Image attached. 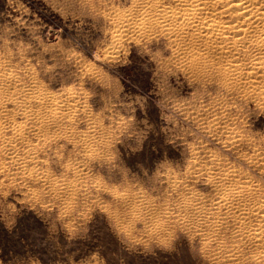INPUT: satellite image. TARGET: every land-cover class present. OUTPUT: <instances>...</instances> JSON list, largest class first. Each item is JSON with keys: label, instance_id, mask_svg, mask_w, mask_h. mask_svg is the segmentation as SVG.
<instances>
[{"label": "rangeland", "instance_id": "obj_1", "mask_svg": "<svg viewBox=\"0 0 264 264\" xmlns=\"http://www.w3.org/2000/svg\"><path fill=\"white\" fill-rule=\"evenodd\" d=\"M136 5L0 0V264H264V70L116 37Z\"/></svg>", "mask_w": 264, "mask_h": 264}, {"label": "bare ground", "instance_id": "obj_2", "mask_svg": "<svg viewBox=\"0 0 264 264\" xmlns=\"http://www.w3.org/2000/svg\"><path fill=\"white\" fill-rule=\"evenodd\" d=\"M139 9L129 16L123 17L118 23L115 36L118 38L132 37L146 34L159 28L161 32L173 41L177 47H182L179 41L186 37H191L194 43L204 46L206 52L219 56L223 54L250 52L257 57L247 66L248 72H252L248 83L252 84L258 80L256 76L262 74L264 70V0H137ZM129 13V12H126ZM192 32V34H191ZM158 37V36H157ZM160 37V36H159ZM119 41V40H118ZM188 42V41H187ZM172 43V44H173ZM175 45V46H176ZM195 45V44H194ZM212 46V48H211ZM174 47V46H173ZM242 47V48H241ZM175 48V47H174ZM190 49V48H189ZM245 49L247 51L241 50ZM196 51V49L194 50ZM204 51H202L203 53ZM233 55V54H232ZM199 56V55H198ZM254 56V55H253ZM252 59V58H251ZM227 60V59H226ZM250 60V59H249ZM240 62V61H239ZM246 62V61H245ZM247 63V62H246ZM233 67V66H232ZM235 67V66H234ZM239 67V66H238ZM202 68V67H201ZM179 69V68H178ZM241 67L235 68L237 72ZM190 71V70H189ZM244 71V70H243ZM246 73V72H245ZM244 75V74H243ZM217 76V75H216ZM260 76V75H259ZM15 77L10 74L6 77V82L13 84ZM239 79V78H238ZM244 80V79H243ZM23 82V81H21ZM27 82V81H26ZM206 82V81H205ZM19 84V82H18ZM25 84V83H24ZM249 86V85H248ZM222 88V87H221ZM227 89V88H226ZM258 90V89H257ZM32 91V90H31ZM226 91V90H225ZM236 91V89H235ZM259 91V90H258ZM257 91V92H258ZM228 93V92H227ZM7 94V93H5ZM226 94V93H225ZM234 94V93H233ZM264 94V93H263ZM31 95V94H30ZM1 96V95H0ZM12 96V95H11ZM260 97V96H259ZM65 98V97H64ZM249 98V96L247 97ZM10 99V98H9ZM250 99L251 96H250ZM12 100V99H11ZM37 100V99H36ZM45 103L51 104L53 100L49 97L42 99ZM71 100V99H70ZM77 100V99H76ZM16 101V100H15ZM35 101V99H34ZM83 101V100H82ZM246 101V100H245ZM23 103V102H22ZM61 103V102H60ZM59 103V104H60ZM37 104V103H36ZM20 106V105H19ZM51 106V105H50ZM38 107V106H37ZM73 107V106H72ZM219 107V106H218ZM79 108V107H78ZM223 108V107H222ZM81 110V109H80ZM63 111V110H62ZM76 113V112H75ZM20 114V112H19ZM38 114V113H37ZM40 114V112H39ZM60 114V113H59ZM58 116V115H57ZM77 116V115H76ZM197 116V115H196ZM82 117V116H81ZM214 117V116H213ZM40 120V119H39ZM7 121V120H6ZM31 121V120H30ZM212 121V120H211ZM45 122V121H43ZM66 123H68L66 121ZM37 124V123H36ZM223 124V123H222ZM66 125V124H65ZM220 126V125H219ZM223 126V125H222ZM213 127V126H212ZM233 127V126H232ZM21 128V127H20ZM36 128V127H35ZM54 128V127H53ZM224 129V128H223ZM234 129V128H233ZM223 132V131H221ZM237 132V131H236ZM246 132V131H245ZM45 135V134H44ZM235 135V134H234ZM63 137V136H62ZM66 138V137H65ZM79 138V137H78ZM51 139V136H50ZM231 140V139H230ZM237 140V139H236ZM53 142V141H52ZM62 142V141H61ZM242 142V141H241ZM240 142V143H241ZM82 143V142H81ZM245 143V142H244ZM237 144V143H236ZM49 145V144H48ZM82 145V144H81ZM243 145V144H242ZM66 146V145H65ZM205 146V145H204ZM236 146V145H235ZM11 147V146H10ZM70 147V146H69ZM232 147V146H231ZM73 149V148H72ZM243 149V148H242ZM50 152V151H49ZM260 152V151H259ZM258 153V152H257ZM77 154V153H76ZM199 156V155H198ZM66 157V156H65ZM195 158V157H194ZM197 158V157H196ZM201 158V157H199ZM223 158V157H222ZM202 159V158H201ZM100 160V159H99ZM197 160V159H196ZM203 160V159H202ZM244 160V159H243ZM195 161V160H194ZM193 161V162H194ZM210 161V159H209ZM219 161V160H218ZM263 161V160H262ZM260 159V162H262ZM215 162V161H214ZM247 162V161H246ZM197 163V161H196ZM199 163V162H198ZM208 163V161H207ZM191 164V163H190ZM216 164V163H215ZM93 165V164H92ZM95 165V164H94ZM197 165V164H196ZM206 165V164H205ZM212 165V164H211ZM210 165V167H211ZM214 165V164H213ZM218 165V164H217ZM194 166V165H193ZM199 166V164H198ZM201 166V165H200ZM207 166V165H206ZM209 166V165H208ZM207 166V167H208ZM227 168V167H226ZM196 169V167H195ZM202 169V167L200 168ZM198 170V169H197ZM226 170V169H225ZM233 170V169H232ZM231 170V171H232ZM200 171V170H199ZM205 171V170H204ZM211 171V170H210ZM198 172V171H197ZM218 172V171H217ZM207 173V172H206ZM209 173V172H208ZM225 175L230 172L224 171ZM232 173V172H231ZM235 173V172H234ZM253 173V172H252ZM213 174V173H212ZM211 174V175H212ZM233 174V173H232ZM201 175V174H200ZM207 175V174H206ZM231 175V174H230ZM229 175V176H230ZM238 175V174H237ZM205 176V175H204ZM221 176V175H220ZM223 176V175H222ZM228 176V178H229ZM255 176V175H254ZM208 177V176H207ZM206 177V178H207ZM232 177V176H231ZM234 177V174H233ZM209 178V177H208ZM213 178V176H212ZM225 178V177H223ZM235 178V177H234ZM238 178V177H236ZM196 179V178H195ZM214 179V178H213ZM244 179V178H243ZM249 179V178H247ZM232 181V180H231ZM230 181V182H231ZM210 182V181H209ZM208 182V183H209ZM212 182V181H211ZM226 182V181H225ZM207 183V184H208ZM252 183V182H251ZM257 183V182H256ZM210 184V183H209ZM219 184V182H218ZM229 184V183H227ZM242 184V183H241ZM244 184V183H243ZM262 184V183H261ZM246 185V184H245ZM250 185V183H249ZM253 185V183L251 184ZM214 187V186H213ZM212 187V188H213ZM244 188V187H242ZM254 188V187H253ZM212 190V189H211ZM230 190V189H229ZM257 190V189H256ZM259 190V189H258ZM263 190V189H262ZM214 191V190H213ZM238 191V190H237ZM212 193V192H211ZM216 193V192H215ZM226 197H232L229 191L224 192ZM223 193V194H224ZM236 193V192H235ZM247 193V192H246ZM260 193V192H258ZM213 194V193H212ZM217 194V193H216ZM104 195V194H103ZM213 196V195H212ZM215 196V195H214ZM222 196V195H221ZM225 197V196H224ZM190 198V197H189ZM193 198V196H192ZM191 198V199H192ZM196 198V197H195ZM237 198V197H236ZM258 198V197H257ZM198 199V198H197ZM196 199V200H197ZM264 200V199H263ZM189 201V200H188ZM207 201H210L207 200ZM192 202V201H191ZM190 202V203H191ZM198 202V201H196ZM235 202V201H234ZM234 202H220L227 208H236L239 212L249 214L250 209L244 205H236ZM239 202V201H238ZM249 202V201H248ZM199 203V202H198ZM212 203V202H211ZM216 203V202H215ZM243 203V202H242ZM121 204V203H120ZM194 204V203H193ZM209 204V203H208ZM114 205V204H113ZM122 206V205H121ZM194 206V205H193ZM199 206V204H198ZM203 206V205H202ZM210 206V205H208ZM218 206V205H216ZM253 206V204L251 205ZM207 207V206H205ZM204 207V208H205ZM215 207V206H213ZM219 207V206H218ZM198 209V208H197ZM208 209V207H207ZM223 209V207H222ZM226 209V208H225ZM253 209V208H252ZM205 211V210H204ZM224 211V210H223ZM228 211V210H227ZM255 211V210H254ZM253 211V212H254ZM256 211L264 213V202L257 206ZM219 212V211H217ZM196 213V212H195ZM214 213V211H213ZM212 213V214H213ZM226 213V212H225ZM237 213V212H236ZM255 213V212H254ZM215 214V213H214ZM251 214V213H250ZM208 215V214H207ZM206 215V216H207ZM211 215V214H210ZM239 215V213H238ZM241 215V214H240ZM252 215V214H251ZM263 215V214H262ZM203 216V213H202ZM201 216V217H202ZM205 216V215H204ZM203 216V217H204ZM209 216V215H208ZM223 216V215H222ZM242 216V215H241ZM245 216V215H244ZM264 216V215H263ZM243 217V216H242ZM190 218V217H189ZM200 218V217H199ZM211 218V217H210ZM216 218V217H215ZM262 218V217H261ZM203 219V218H202ZM201 219V220H202ZM227 219V218H226ZM232 219V218H231ZM239 219V218H237ZM241 219V217H240ZM244 219V218H242ZM241 219V220H242ZM254 219V218H253ZM229 220V219H228ZM248 220V221H247ZM247 223L250 221L247 219ZM207 221V220H206ZM210 221V219H209ZM196 222V221H195ZM253 222V221H252ZM219 223V222H218ZM223 224V222H221ZM229 223V222H228ZM241 223V222H240ZM261 223V222H258ZM196 224V223H195ZM197 225V224H196ZM211 225V223H210ZM220 225V224H219ZM228 225V224H227ZM231 225V224H230ZM238 225V224H237ZM256 225V224H255ZM207 226V225H206ZM245 226V225H241ZM247 226V225H246ZM249 226V225H248ZM253 226V224H252ZM262 226V225H261ZM180 227V226H179ZM199 227V226H197ZM210 227V226H209ZM203 228V226L201 227ZM226 228V227H225ZM231 228V227H230ZM248 228V227H247ZM246 228V229H247ZM250 228V227H249ZM198 229V228H197ZM207 229V228H206ZM218 229V228H217ZM237 229V228H236ZM253 229V228H252ZM203 230V229H201ZM208 230V229H207ZM211 230V229H210ZM227 230V228H226ZM229 230V229H228ZM233 230V229H232ZM250 230V229H248ZM261 230V229H260ZM197 231V230H196ZM199 231V229H198ZM221 231V230H220ZM224 231V229H223ZM222 231V232H223ZM256 231V229H255ZM263 231V230H262ZM261 231V232H262ZM258 232V231H257ZM200 233V232H199ZM248 234V232H246ZM204 234V233H203ZM206 234V233H205ZM233 234V233H232ZM254 234V233H253ZM223 236V233L220 236ZM255 235V234H254ZM216 236V235H215ZM260 236V234H259ZM202 237V235H201ZM228 237V236H227ZM242 237V235H241ZM246 237V236H245ZM261 237V236H260ZM217 238V236H216ZM239 238V237H237ZM244 238V237H243ZM253 238V237H252ZM257 238V237H256ZM259 238V237H258ZM219 239V238H218ZM249 239V238H247ZM260 239V238H259ZM214 240V239H213ZM216 240V239H215ZM232 240V239H231ZM240 241V240H239ZM241 242V241H240ZM243 242V241H242ZM251 243V242H250ZM237 244V243H236ZM242 244V243H241ZM240 244V245H241ZM256 244H254L255 246ZM243 246V245H242ZM241 246V247H242ZM256 248V247H255ZM260 248V247H259ZM257 250V249H256ZM240 252V251H239ZM229 254V253H228ZM258 254V253H257ZM264 254V253H263ZM229 257V256H227ZM233 257V256H232ZM262 259V258H261ZM233 261V260H232ZM237 261V260H236ZM231 262V261H230ZM261 262V261H259ZM263 262V260H262ZM255 263V262H254Z\"/></svg>", "mask_w": 264, "mask_h": 264}]
</instances>
